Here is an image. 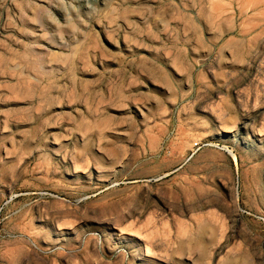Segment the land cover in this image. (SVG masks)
<instances>
[{
	"label": "rangeland",
	"instance_id": "1",
	"mask_svg": "<svg viewBox=\"0 0 264 264\" xmlns=\"http://www.w3.org/2000/svg\"><path fill=\"white\" fill-rule=\"evenodd\" d=\"M0 264H264V0H0Z\"/></svg>",
	"mask_w": 264,
	"mask_h": 264
}]
</instances>
